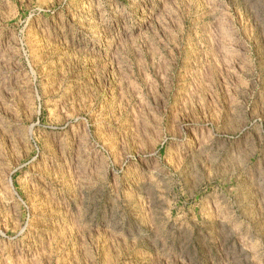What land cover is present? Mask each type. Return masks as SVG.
Listing matches in <instances>:
<instances>
[{
	"label": "rangeland",
	"instance_id": "rangeland-1",
	"mask_svg": "<svg viewBox=\"0 0 264 264\" xmlns=\"http://www.w3.org/2000/svg\"><path fill=\"white\" fill-rule=\"evenodd\" d=\"M0 264H264V0H0Z\"/></svg>",
	"mask_w": 264,
	"mask_h": 264
}]
</instances>
